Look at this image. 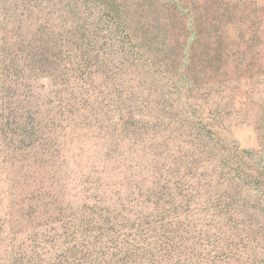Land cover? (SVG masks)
I'll return each mask as SVG.
<instances>
[{
  "label": "rangeland",
  "instance_id": "rangeland-1",
  "mask_svg": "<svg viewBox=\"0 0 264 264\" xmlns=\"http://www.w3.org/2000/svg\"><path fill=\"white\" fill-rule=\"evenodd\" d=\"M257 191L264 0H0V264H264Z\"/></svg>",
  "mask_w": 264,
  "mask_h": 264
},
{
  "label": "trees",
  "instance_id": "trees-1",
  "mask_svg": "<svg viewBox=\"0 0 264 264\" xmlns=\"http://www.w3.org/2000/svg\"><path fill=\"white\" fill-rule=\"evenodd\" d=\"M170 10L173 12V7L170 6ZM113 14H115L116 16V19H115V21L117 22L115 23L116 26L119 29H121L126 35H128L127 42H130L139 51L141 52L143 51L142 54L144 55L147 54V57L150 60V63H153L154 60L149 58L150 53H146V51L148 50L149 43H151L150 39L147 37L148 36L147 29L135 30V26L132 25L131 21H129L125 17L124 18L120 17L121 15L117 13L116 11L113 12ZM179 26H182V25H179ZM178 30H181V29L179 28ZM181 32L180 34L179 32L176 33L177 41H179L180 38L182 37ZM34 35H38L39 38L35 37L34 41L31 40L30 42L31 44L28 46L29 59H30L29 63H31V65H37L38 67L51 66L52 60L50 58V51L54 49L56 45L58 44L57 38L53 39L52 34L44 35L43 32H40V31H36ZM138 36H143V37L138 38ZM144 44H147V45H144ZM82 46L84 47L85 44L83 43ZM169 66L170 65H165L166 74H169L171 72L169 69L170 68ZM246 172L247 173H244L246 177L249 178L251 181H254L253 177L250 174L251 172L249 173L248 170H246ZM259 192H260V195L264 194V191L262 192L259 191ZM260 216L264 218V209L260 211Z\"/></svg>",
  "mask_w": 264,
  "mask_h": 264
}]
</instances>
